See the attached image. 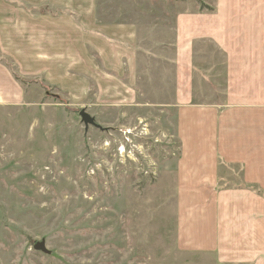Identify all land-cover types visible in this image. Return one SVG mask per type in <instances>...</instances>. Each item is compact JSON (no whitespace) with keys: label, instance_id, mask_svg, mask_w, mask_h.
I'll return each instance as SVG.
<instances>
[{"label":"rangeland","instance_id":"1","mask_svg":"<svg viewBox=\"0 0 264 264\" xmlns=\"http://www.w3.org/2000/svg\"><path fill=\"white\" fill-rule=\"evenodd\" d=\"M0 2L9 3V56L0 51V60L21 93L20 101L0 106V264H215L218 251L211 247L226 227L215 208L216 225L209 224L204 205L225 191L248 190L260 198L262 186L207 181L205 199L196 188L182 194L172 108L153 103L176 92L175 18L212 14L216 0ZM23 13L30 23L66 18L83 33L133 42L141 51V103L123 100V93L107 96L101 54L78 48L71 56L70 34L61 47L22 37ZM214 45L193 42L197 103L224 97L227 65ZM87 52L98 57L96 67H86ZM82 108L101 129L85 128ZM183 221L198 232L188 242L178 232Z\"/></svg>","mask_w":264,"mask_h":264},{"label":"crops","instance_id":"2","mask_svg":"<svg viewBox=\"0 0 264 264\" xmlns=\"http://www.w3.org/2000/svg\"><path fill=\"white\" fill-rule=\"evenodd\" d=\"M23 14L22 37L37 36L41 46H45L46 39L53 40L61 47L62 38L70 34L71 56L78 55V48L81 52L84 48L101 54L100 57L97 53L104 63L101 73L108 78V90L104 91L107 96L116 98L123 93V100L141 103L140 94L137 96L140 88L137 90L136 86L141 68L136 61L141 51L133 42L110 39L106 33L103 36L107 41L83 33V28L66 18L30 23L29 17ZM83 21L88 26L93 24L91 18ZM174 22L172 65L174 81H178L176 92L169 101L153 104L172 108L175 137L180 147L176 172L177 181L183 186L179 191L187 196L189 189L196 188L199 189L196 194L205 199L207 181L261 184L260 198L248 190L225 191L203 209L208 210L209 224L214 222L215 226L218 216L221 225L226 227L219 231L221 235L211 247L218 251V254L214 252L215 264H264V0H216L212 14L183 12ZM201 39L215 44L225 57L227 66L221 76L225 93L220 102L192 100L196 58L193 42ZM0 51L9 56L7 2H0ZM82 57L86 58V67L97 66V56L87 52ZM19 99L21 93L11 79L9 66L0 60V106L15 104ZM187 226V221H183L178 229L184 242L198 235Z\"/></svg>","mask_w":264,"mask_h":264},{"label":"water","instance_id":"3","mask_svg":"<svg viewBox=\"0 0 264 264\" xmlns=\"http://www.w3.org/2000/svg\"><path fill=\"white\" fill-rule=\"evenodd\" d=\"M79 116H80V120L81 122L84 124L85 128H87L89 125L94 126L96 128L101 129V127L95 123L94 118L89 115V113L85 110V108H82L79 112H78ZM36 247H39L36 245Z\"/></svg>","mask_w":264,"mask_h":264}]
</instances>
